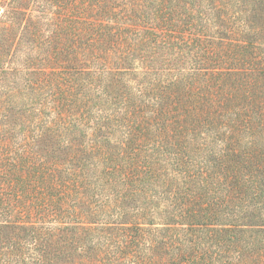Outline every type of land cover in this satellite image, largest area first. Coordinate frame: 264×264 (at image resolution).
Masks as SVG:
<instances>
[{
    "label": "trees",
    "instance_id": "trees-1",
    "mask_svg": "<svg viewBox=\"0 0 264 264\" xmlns=\"http://www.w3.org/2000/svg\"><path fill=\"white\" fill-rule=\"evenodd\" d=\"M0 5V264H264V0Z\"/></svg>",
    "mask_w": 264,
    "mask_h": 264
},
{
    "label": "rangeland",
    "instance_id": "rangeland-1",
    "mask_svg": "<svg viewBox=\"0 0 264 264\" xmlns=\"http://www.w3.org/2000/svg\"><path fill=\"white\" fill-rule=\"evenodd\" d=\"M2 11V6L0 5V12Z\"/></svg>",
    "mask_w": 264,
    "mask_h": 264
}]
</instances>
